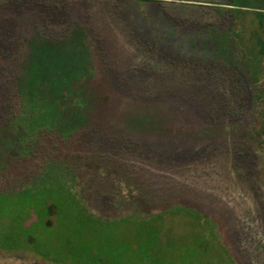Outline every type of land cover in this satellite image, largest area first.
I'll return each instance as SVG.
<instances>
[{"label": "rangeland", "instance_id": "1", "mask_svg": "<svg viewBox=\"0 0 264 264\" xmlns=\"http://www.w3.org/2000/svg\"><path fill=\"white\" fill-rule=\"evenodd\" d=\"M0 264H264V0H0Z\"/></svg>", "mask_w": 264, "mask_h": 264}]
</instances>
